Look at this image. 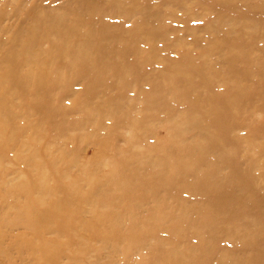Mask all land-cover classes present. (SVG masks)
Instances as JSON below:
<instances>
[{"label":"rangeland","instance_id":"374dc122","mask_svg":"<svg viewBox=\"0 0 264 264\" xmlns=\"http://www.w3.org/2000/svg\"><path fill=\"white\" fill-rule=\"evenodd\" d=\"M259 3L0 0V264H264Z\"/></svg>","mask_w":264,"mask_h":264},{"label":"bare ground","instance_id":"6f19581e","mask_svg":"<svg viewBox=\"0 0 264 264\" xmlns=\"http://www.w3.org/2000/svg\"><path fill=\"white\" fill-rule=\"evenodd\" d=\"M259 7L264 9V4L261 0V3H259ZM155 17L157 18L158 15L155 12H147V11H143V18L144 20L148 21L151 25H154V23H152L149 19V17ZM80 21L82 22V15H76V14H70V13H66L64 15H53L50 19V21L54 22L53 24L56 25L54 28H62V27H67L68 24L72 23L74 20ZM64 25V26H63ZM52 26V24H51ZM38 26H36L35 28H37ZM250 29V28H248ZM238 234L235 235V237H237Z\"/></svg>","mask_w":264,"mask_h":264}]
</instances>
